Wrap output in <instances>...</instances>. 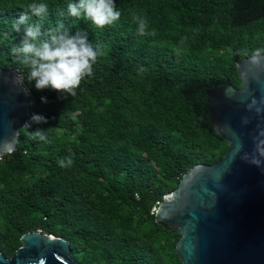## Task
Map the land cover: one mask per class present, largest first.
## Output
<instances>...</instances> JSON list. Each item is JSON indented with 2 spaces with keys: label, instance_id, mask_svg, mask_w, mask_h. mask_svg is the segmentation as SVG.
<instances>
[{
  "label": "trees",
  "instance_id": "16d2710c",
  "mask_svg": "<svg viewBox=\"0 0 264 264\" xmlns=\"http://www.w3.org/2000/svg\"><path fill=\"white\" fill-rule=\"evenodd\" d=\"M32 2L0 0V66L24 77L11 52L23 31L12 23ZM40 2L48 15L33 21L87 31L104 54L74 97L23 80L29 114L0 156V252L9 257L22 234L40 230L66 239L80 264H181L180 233L156 223L154 209L191 166L222 157L206 90L239 87L235 62L264 53V0H116L121 18L104 28L70 17L72 0ZM133 14L151 35L137 34ZM32 113L48 123L25 127ZM37 127L47 142L31 138Z\"/></svg>",
  "mask_w": 264,
  "mask_h": 264
},
{
  "label": "water",
  "instance_id": "95a60500",
  "mask_svg": "<svg viewBox=\"0 0 264 264\" xmlns=\"http://www.w3.org/2000/svg\"><path fill=\"white\" fill-rule=\"evenodd\" d=\"M254 54L235 62L239 87L206 90L212 133L227 143L222 157L191 166L154 209L156 223L180 233L174 251L181 264H264V157L259 166L250 162L264 139V53L258 65L250 63ZM19 76L0 66V156L15 149L29 114ZM19 241L9 257L0 252V264H80L64 238L35 230Z\"/></svg>",
  "mask_w": 264,
  "mask_h": 264
},
{
  "label": "clouds",
  "instance_id": "9594fccd",
  "mask_svg": "<svg viewBox=\"0 0 264 264\" xmlns=\"http://www.w3.org/2000/svg\"><path fill=\"white\" fill-rule=\"evenodd\" d=\"M67 11L70 17L88 20L97 28L113 25L121 18L116 0H72L67 4ZM47 15L48 4L33 0L12 23L16 33L23 31V37L11 52L27 69L26 77L19 76L17 79H26L31 88L38 91L50 89L57 92L61 99L66 96L74 97L81 81L93 76V66L104 53L99 44L93 46L90 43L87 31L78 30L73 34L61 21H57L55 27L45 30L42 23L32 19L38 17L42 20ZM132 19L137 24L138 35H151L147 30L148 22L143 16L133 14ZM261 58V51L258 50L250 63L258 65ZM30 90L24 89L26 94ZM41 102L47 103V97L42 96ZM47 123L46 116L32 113L25 122V127ZM259 135L264 137V132ZM31 138L47 142L45 130L39 127L32 133ZM254 153L250 162L259 166L261 161L258 157H264V139L255 143ZM66 161L67 163L65 159H61L58 162L60 167L71 166L72 159L69 157Z\"/></svg>",
  "mask_w": 264,
  "mask_h": 264
}]
</instances>
